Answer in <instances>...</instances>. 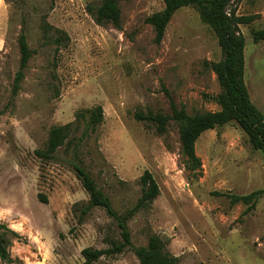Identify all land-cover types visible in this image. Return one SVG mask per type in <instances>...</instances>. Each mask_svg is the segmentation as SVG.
I'll list each match as a JSON object with an SVG mask.
<instances>
[{"label":"rangeland","instance_id":"1","mask_svg":"<svg viewBox=\"0 0 264 264\" xmlns=\"http://www.w3.org/2000/svg\"><path fill=\"white\" fill-rule=\"evenodd\" d=\"M99 2L0 0V223L19 234L8 246L13 262L0 264H84L82 249L120 240L116 221L101 207L78 220L88 194L71 168L72 146L59 147L49 161L34 154L52 125L97 105L103 121L78 143L77 154L113 210L122 215L136 204L145 170L159 187L127 220L133 246L157 234L177 264H264V194L251 209L217 194L264 189V152L233 122L206 130L195 142L201 169L193 176L183 166L177 124L169 120L159 134L134 117L170 115V100L189 114L219 109L214 96L220 88L207 65L221 58L213 31L193 7H182L156 44L144 19L163 8L161 0H120L119 28L94 22L86 6ZM228 10L253 16L239 24L244 80L264 113V38L253 40V32L264 29V0H232ZM44 21L68 40L53 44L55 33L44 36ZM22 31L32 55L13 93ZM90 264L139 262L127 248Z\"/></svg>","mask_w":264,"mask_h":264},{"label":"trees","instance_id":"2","mask_svg":"<svg viewBox=\"0 0 264 264\" xmlns=\"http://www.w3.org/2000/svg\"><path fill=\"white\" fill-rule=\"evenodd\" d=\"M163 8L144 19L154 31L153 41L159 44L164 36L165 29L173 14L182 7H193L199 15L200 20L206 24L214 33L220 47L221 58L218 61L207 63L210 70L215 74L219 92L214 96L215 103L219 109L215 111L187 113L183 107H177L170 100L171 114L136 112L134 117L139 121H145L155 127L157 133L166 131L169 120L177 124L178 139L180 143V154L185 170L193 173V176L201 169V162L195 152V142L206 130L214 129L233 122L238 125L246 135L251 146L255 150L264 152V113H262L251 101L247 85L244 80L245 60V38L239 30V24H246L253 20V16L236 15L234 10H228L232 0H161ZM120 0H100L98 4H88L86 11L98 25L107 23L114 27H120ZM44 36L53 31L55 36L51 41L56 46L68 40V35L58 28L52 27L48 22L42 24ZM51 37V36H50ZM264 38V29L253 32L254 42ZM18 48L20 52L19 66L15 73L12 92L16 93L24 78V70L32 55L28 46L25 33L22 31L18 37ZM103 121L102 106L97 105L86 108L75 113L74 120L65 124L52 125L49 128L45 146L36 149L34 154L41 160L49 161L55 158L59 147L72 146L73 157L71 168L77 179L88 194L87 203L81 208L78 220L94 207L103 208L112 217L120 230V240L112 241L111 246L105 249L84 248L81 255L84 264H90L103 255L120 253L130 248L138 259L139 264H177L178 257L169 253L167 242L157 234L148 237L143 246H133L127 220L139 208L149 205L159 194V187L152 174L145 170L140 176L141 196L136 204L125 214H117L111 205L108 196L97 187L89 172L81 164L77 154L78 143L95 131L96 126ZM78 138L73 136L75 131L80 130ZM230 199L231 204L243 203L248 205L247 209L255 206L257 200L264 194V189L254 190L248 194H224ZM41 202L46 203L47 198L39 194ZM19 234L11 230L7 225L0 223V260L12 263L8 246L11 240L18 238Z\"/></svg>","mask_w":264,"mask_h":264}]
</instances>
